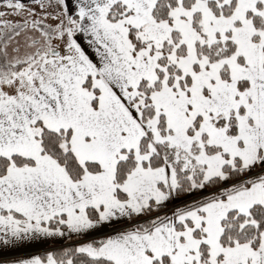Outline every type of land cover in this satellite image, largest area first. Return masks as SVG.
Listing matches in <instances>:
<instances>
[{
  "label": "snow or ice",
  "instance_id": "6c2138e0",
  "mask_svg": "<svg viewBox=\"0 0 264 264\" xmlns=\"http://www.w3.org/2000/svg\"><path fill=\"white\" fill-rule=\"evenodd\" d=\"M0 264H264V0H0Z\"/></svg>",
  "mask_w": 264,
  "mask_h": 264
},
{
  "label": "crops",
  "instance_id": "0c3cea01",
  "mask_svg": "<svg viewBox=\"0 0 264 264\" xmlns=\"http://www.w3.org/2000/svg\"><path fill=\"white\" fill-rule=\"evenodd\" d=\"M48 246L49 245L36 244V245H34L32 247H28V248L23 249L20 254L39 252V251H42L45 247H48Z\"/></svg>",
  "mask_w": 264,
  "mask_h": 264
}]
</instances>
